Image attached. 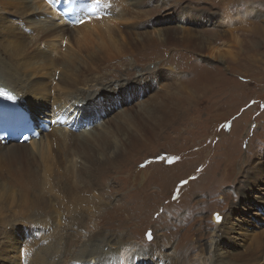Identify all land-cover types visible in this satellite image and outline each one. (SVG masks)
Segmentation results:
<instances>
[{
    "label": "rangeland",
    "instance_id": "1",
    "mask_svg": "<svg viewBox=\"0 0 264 264\" xmlns=\"http://www.w3.org/2000/svg\"><path fill=\"white\" fill-rule=\"evenodd\" d=\"M144 2L143 13L149 12L144 20L130 11L119 20L126 27L120 38L124 51L110 60L103 51L108 62L89 59L83 48L77 60L81 74L38 61L29 66L30 77L18 80L28 104L35 97L27 86L43 80L37 94L42 98L32 110L41 119L57 116L51 136L38 145L28 142V148L9 151L13 137L0 143L8 145L0 152V220L20 218L10 236L0 234V264H26L27 254L61 237L72 239L79 254L121 251L124 261L151 252L149 261L156 255L150 264H170L175 252L198 264L201 250L204 264L215 255L214 262L238 264L260 255L264 264V0ZM13 12L10 4L0 13L5 25L0 49L14 41L10 27L21 18ZM78 22L64 28L73 33L84 24ZM69 41L76 51L75 38ZM62 44L67 48L66 40ZM217 48L223 58L212 56ZM54 102L65 106L62 112ZM84 118L89 121L83 130L78 121ZM65 134L76 144L53 143ZM170 157L179 159L169 163ZM216 211L226 216L220 228ZM19 238L33 245L20 247ZM9 239L14 243L2 248ZM116 241L125 248L116 249ZM86 245L90 250L84 253ZM158 246L163 249L154 250ZM77 261L94 264L85 257Z\"/></svg>",
    "mask_w": 264,
    "mask_h": 264
},
{
    "label": "bare ground",
    "instance_id": "2",
    "mask_svg": "<svg viewBox=\"0 0 264 264\" xmlns=\"http://www.w3.org/2000/svg\"><path fill=\"white\" fill-rule=\"evenodd\" d=\"M67 1L68 0H52V2L49 3V0H0V13H3V12L5 13V10L8 9L9 5L11 4L14 6L15 15L17 17L21 18L20 21L15 22L16 24H14V25L11 24L12 26L10 27V29H12V34L15 35V36H13L14 41L10 40L11 39L10 38L8 40L9 42H8L7 47L4 46L3 47L4 49H0V85L7 87L9 90H12L14 92L15 96L17 97L16 103L18 101H23V103H25L27 105L28 109L30 110L31 115L33 114L34 117L38 118V119H41L42 117H41V115H39V112L36 113L32 110L33 108H32L31 104L34 103L36 100H39L42 98V97H37V94H40V93H38V91H40L43 88L44 81L41 79H35L32 81L30 86L29 85L27 86V92L29 90H31V92H34L33 95L35 97V101H32L31 104H28L25 102L24 97L23 96L21 97V95H20L21 91L18 92V89L16 86L18 80H21L22 78L26 79L27 77H30L28 74L29 66H31L32 64H36L38 61H40V62L52 61V63L57 65V66H63V67H66V69H73L78 74H81L80 71H82L83 66L77 64V60H79L78 55H79V53L82 52L83 48L87 50V57L89 59H91L93 61H97V60L102 61V63L104 61L108 62V60H110L112 57L117 56L119 53L124 51V50L122 51L124 46L120 42V38H122L124 36V34L126 33L125 32L126 27L123 24L118 25L119 20L123 21L124 18H126L128 11H130L131 13L132 12L135 13V15H133V17L137 21L138 20L142 21V20H144V18L147 17V12H148V11H146L145 13H143V10H144L143 5L144 4L146 5L144 0H142V3L138 0H99L98 3L96 2V0H75L74 10L72 13H70L72 20H71V22H68L65 19L66 14L64 12H62L59 8L60 4H64ZM153 9H155V8L153 7ZM8 11L11 12V9ZM29 11H31L32 13L35 12L38 15H39V12H41L42 16L32 18L31 16H33V15H32V13H30L31 15H29V18H26V19L23 18V15L28 14ZM110 12H113V15H111ZM100 15L102 17H100ZM45 16L47 18H50V17L51 18L43 21ZM26 17H28V15ZM1 18L2 19L0 20V27H1L0 33H2V31L5 29V25H4V21H3L4 17L2 16ZM167 19H170V18H166V21H168ZM78 21H83L84 24L76 25L75 26L76 29H74L75 31L73 33H68L66 31V28H64V26H74V24L79 23ZM8 29H9V27H7V30ZM16 29H20L23 31H19L18 33H16V31H17ZM4 33H6L7 35L9 34V32L7 33L6 31H4ZM7 35H6V37H7ZM3 37H4V35H3ZM6 37H5V40L7 39ZM74 38L76 40V45H77L76 51L77 52L74 49V45H71L70 41H69L70 39H74ZM64 40L67 41V45H66L67 48L65 46H64L65 48H63L62 43ZM260 42H261V40H260ZM120 44H121V47H120ZM41 47H43L44 50H42ZM62 50H64V52H62ZM221 50L222 49H218V48L215 49L214 52H216V53L212 54V56L223 58L225 56V53H223V51H221ZM42 51H44V52H42ZM103 51L106 53V56H108V58H107L108 60H106L105 56L102 55ZM57 54H62L61 60H60V57L57 56ZM51 55L54 58L51 57ZM49 56L51 57L50 59L48 58ZM86 64H85V67H86ZM23 72H24V74L22 75ZM79 80H80V77L77 75L76 81L79 82ZM6 83L9 85H7ZM70 84L74 86V81H72ZM67 86H68V84H67ZM131 91L132 90H130V92ZM29 95H30V93H29ZM127 95L128 94L126 92V93H123L122 96H124V99H126ZM28 97H32V96L30 95ZM61 98H62V96H59L58 99L61 100ZM124 99L121 98V100H124ZM55 101H57V100L55 99ZM54 104H55V102H54ZM55 105L57 106V108L59 107L58 110H56V112L61 111V110L63 111V109L65 107L62 104L59 106L57 104H55ZM114 111H115V109H114ZM44 115L47 116V114H44ZM56 116L57 115L55 114V116L53 118L56 119ZM85 116L89 117L92 115L90 114L88 116L87 114H85ZM124 116H125L124 119L127 120L128 115L125 114ZM126 117H127V119H126ZM47 118H50V117H47ZM43 119H44V117H43ZM50 119L54 120L52 118H50ZM124 119L122 121H124ZM88 121L89 120L88 119L86 120V118L78 121L79 128L82 126L83 130L86 129L88 127ZM127 121H129V120H127ZM40 125H41V121L36 123L35 120H33V123L27 127L28 129H32L33 127L36 126V128H38V130L41 134V136L39 138L32 137L27 142H20L19 141V142L9 143L10 146L13 145L12 148L9 149V151L12 150L13 148H16L19 146L28 148V146L25 145V143H28V142L31 144L38 145V143H40V141L42 140L43 137H47V138L50 137L51 136L50 133L52 132L54 127L51 126L50 131L44 132L43 128H41ZM80 135L88 137L84 134V131H82V134H80ZM57 141L65 142V143H67V142L69 143L71 141H73L74 143L76 142L75 139L72 136H70L69 134L68 135L65 134L64 136H62V135L58 136L57 135L54 138L53 143L55 144ZM4 142H6V140L0 139V143H4ZM110 142L111 141L109 139L106 143V146H110L111 145V144L109 145ZM18 143H20V144L22 143L23 145H20ZM6 146H8V145L2 146L0 144V152L1 153H4L8 150L6 148ZM118 147H121V146L118 145ZM46 150H48V149H46ZM72 150H74V149H72ZM44 151H45V149L42 150V152H44ZM117 152H115L114 155ZM49 154H50V152H49ZM107 158H108V156L105 158V160H107ZM91 166L93 167L94 165H91ZM5 187L6 186H4V188ZM8 190H9V188L7 187V192L5 193V197L7 196L8 192H9ZM4 200H6V204H7V199L4 198ZM2 201L3 200H1V205L6 208L7 205L2 204ZM0 217H1V215H0ZM222 217H223V219L221 222H215L217 224L216 226L218 228L222 227L226 223V216L222 215ZM19 219L20 218L16 219L15 217H10V219H8V220H6L5 218H1V220H0V234L4 233V235L7 234L10 236L11 232L14 229L13 226L15 225L16 220H19ZM21 220L25 221V222H31L32 218H31V216H26V217L23 216V218ZM45 220L46 219H44L43 221L45 222ZM44 224L45 223H43V225ZM218 237H220V235ZM12 238H14V237H12ZM218 240L220 241L221 239H217L216 242ZM8 241H10V239ZM49 241L50 242L48 245L41 246V247L37 248L36 252H32V253L27 254L28 255L27 260L24 258L27 261L26 264H79L80 261H77V260L81 259V257H85V260L87 261V263L91 262V263L96 264L97 261H101L102 257H105V256H111L110 261H108L107 264H150V262H153V259L155 258V255H156V253H155V255H153V259L151 258V260L149 261L148 255H151V252H147V255L145 254L146 258H144V253H138V254H134V256H133L134 260L133 261H124V257H126L127 255L126 254L120 255L121 251H118L117 253H115V252H113L114 250H112V251L110 250L109 252H111V253H108L105 256L99 257V255L94 256V253H90V254L86 255V253H85L86 249H88V251L90 250V248H88V247H90L89 245H86L85 250L83 249L85 254H83L82 251L80 254L78 252L73 251L72 247L74 245H76V243H73V240L68 238V237H65V239H63L61 237V238L52 239ZM15 242H18L15 244H17V245L19 244L20 247H28V246L33 245L32 243H30L29 240H26L23 238H21V239L19 238ZM12 243H14V241H12V242L10 241L8 243L3 242L1 244V246H2V248L7 249V247L10 246V244H12ZM202 243H203V241H202ZM114 244H116V247H115L116 249L122 250L123 248H125L123 241H116V242H114ZM121 245H123V246H121ZM161 245H162V243H161ZM77 247H78V245H77ZM163 247H164V245H163ZM163 247L158 246V247H155L154 250L161 251V249H163ZM197 247H199V246H197ZM258 247H261V245H258ZM71 248H72V250H71ZM193 249H195V248H193ZM154 250H152V252H154ZM65 253L69 256V258H67V255ZM174 253L175 252H172V255H175V257H173V260H170V264H192L188 261V259L185 256L176 255ZM179 253H181V252H179ZM200 253H201V250L199 252H197L198 261H196V262L198 264H204V260H203L204 255H202ZM63 254H65V256ZM62 255L64 256L63 258H62ZM8 256H10V254ZM136 256H138V257L142 256V257H140L141 260L137 259L138 261H136ZM157 257H158V255H157ZM183 257H185V258H183ZM6 258H8V257L6 256ZM215 258H217L216 255H215ZM215 258L212 260L211 264H238V262L231 263V261L214 262ZM128 259H129V257H128ZM259 260H260V255H257V256L255 255L252 258H250L248 261L243 262V264H259V262H258ZM84 263H85V261H84ZM193 264H195V261L193 262Z\"/></svg>",
    "mask_w": 264,
    "mask_h": 264
},
{
    "label": "snow or ice",
    "instance_id": "3",
    "mask_svg": "<svg viewBox=\"0 0 264 264\" xmlns=\"http://www.w3.org/2000/svg\"><path fill=\"white\" fill-rule=\"evenodd\" d=\"M52 0H49V3H51ZM96 2L98 3L99 0H96ZM0 95H8L7 93L3 92L2 90H0ZM9 99H13V97H11L10 95L8 96ZM179 157H170L168 158V162L171 163L173 160H178ZM182 184H187V181H181ZM173 199H175V197H173ZM216 220L219 222L221 220V217L219 214L216 215ZM147 239L149 241H151L153 239V235H152V232L151 230H149L147 233Z\"/></svg>",
    "mask_w": 264,
    "mask_h": 264
},
{
    "label": "water",
    "instance_id": "4",
    "mask_svg": "<svg viewBox=\"0 0 264 264\" xmlns=\"http://www.w3.org/2000/svg\"><path fill=\"white\" fill-rule=\"evenodd\" d=\"M217 214H219V215H220V217H221V220H220L219 222H221V221H222V219H223V217H222V215H221L219 212H217V211H216V212H214L213 219H214V221H215V222H218V221L216 220V215H217Z\"/></svg>",
    "mask_w": 264,
    "mask_h": 264
}]
</instances>
